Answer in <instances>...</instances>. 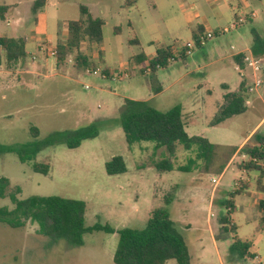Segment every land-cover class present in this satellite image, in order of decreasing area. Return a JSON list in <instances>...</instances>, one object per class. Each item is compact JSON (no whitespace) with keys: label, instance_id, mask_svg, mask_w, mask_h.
Masks as SVG:
<instances>
[{"label":"rangeland","instance_id":"374dc122","mask_svg":"<svg viewBox=\"0 0 264 264\" xmlns=\"http://www.w3.org/2000/svg\"><path fill=\"white\" fill-rule=\"evenodd\" d=\"M35 1L0 0V7H9L0 18V36L18 35V25L25 29L30 25L33 35H43L26 48L22 59L13 63L0 49V146H29L23 156L27 157L36 143L49 138L57 143L49 141L52 144L44 146L31 160L22 161L18 152L0 156V178L10 180L9 192L19 187L17 197L22 200L60 196L84 201L86 227L100 224L117 230L143 229L154 210L167 209L195 264H219L220 256L225 264H264V232L255 230L260 212L254 210L248 215V196L235 197L231 218L238 227L237 235L243 241H253L255 252L260 249L261 263L258 257L230 256L234 235L223 233L219 222L225 213L220 204L230 198L231 192L247 183L249 195L254 194L256 172H244L243 165L249 158L237 148L247 138V145L255 144V134L264 135V83L255 93L247 94L249 104L243 114L215 125L223 95L228 90L237 91L243 81L230 55L251 48L254 32L264 40V0H248V11L257 16L238 29L146 75L137 73L129 62L141 52L155 53L149 41L163 45L193 42L195 14L212 21L214 9L221 6L222 20L211 23L202 34L213 32L237 19L234 10L237 12L240 1L229 0L223 7L221 2L211 4L214 0H176L155 10L150 0H143L133 14L113 6L100 14L97 0H42L45 5L33 15ZM80 6L105 22L100 43L81 45V53L89 60L83 67L75 63V50L63 61L50 56L57 46L56 26L82 20ZM133 37L140 46L129 45ZM61 39L66 42L67 35ZM231 46L235 49L231 50ZM260 57L264 58V54ZM97 67L108 68L111 77L87 72ZM245 74L249 86L253 80L248 70ZM127 99L145 101L161 112L182 106L189 136L204 137L216 146L209 159L202 157L197 147L186 150L180 144L174 156L150 142L128 145L121 127ZM92 124L99 131L97 138L85 140L73 149L63 143L68 132ZM33 127L39 131L37 138L32 135ZM115 156L123 157L127 171L108 175L105 164ZM162 160H169L174 169L159 171L156 165ZM35 164L48 166V173L34 171ZM213 178H218L217 185ZM166 199L171 203L166 204ZM0 207L12 210L15 206L7 196L0 198ZM252 214L256 220L246 222ZM117 244V234L94 231L83 236L82 246L75 247L65 239L40 234L38 224L32 221L21 228L0 222V264H115Z\"/></svg>","mask_w":264,"mask_h":264},{"label":"trees","instance_id":"16d2710c","mask_svg":"<svg viewBox=\"0 0 264 264\" xmlns=\"http://www.w3.org/2000/svg\"><path fill=\"white\" fill-rule=\"evenodd\" d=\"M134 3L133 0L127 1ZM45 4L42 0H36L33 4V11L36 12ZM153 6V0H151ZM7 12L6 7H0V18ZM80 12L83 19L79 21H69L58 26V40L56 46V58L63 61L67 54L76 51L75 63L79 67L86 66L88 59L81 53V45L85 42L100 43L103 38V28L105 22L100 18H93L85 6H80ZM67 33V41L63 42L62 34ZM198 35H194L193 40L198 42L199 35L203 33L198 30ZM254 34L251 52L255 56L264 54V40L257 34ZM131 46H140L136 37L129 41ZM156 48L154 57L149 58L144 52L134 55L130 58L132 67L136 68L139 74L146 75L154 73L159 67H165L168 60L177 57L183 59L187 56L186 49L176 51L175 45H163L153 43ZM25 43L22 40L14 38H1L0 47L5 51L6 60L10 63L22 59L25 55ZM102 58V55L100 56ZM234 61L241 68H244L243 55H237ZM103 72L108 78L111 77L108 68ZM246 82L242 81L239 89L235 92H228L223 95V105L221 111L215 119V125L220 124L226 119L243 114L246 110ZM121 127L125 135L126 142L132 146L141 142L154 143L156 147H164L170 156H174L177 145H182L186 150L197 147L199 154L206 159L215 149V145L208 139L201 136H189L184 122L183 108L177 105L166 112L158 111L148 105L145 101L125 100L121 113ZM32 135L39 137L37 128H31ZM99 136L96 125L68 132L63 143L68 148H77L81 143L88 139H94ZM253 139L256 143L253 145H244L242 153L249 158L248 163L244 164V170L247 172H256V191L264 193L262 179L264 178V135L255 134ZM49 141L44 140L39 144H34L33 151L29 152L27 157H23L29 146L20 149L1 147L0 156L10 152H18L22 155V161L26 158L31 160L35 157ZM54 143H57L54 141ZM52 144V143H50ZM49 144V145H50ZM32 148V147H31ZM257 159L258 162H254ZM159 171H172L173 165L169 160H162L156 165ZM34 171L48 173L49 167L42 164H35ZM108 175L123 174L127 171L125 161L122 156H115L105 164ZM181 171L186 172L185 168ZM11 183L6 177L0 178V198H10L15 206L12 210L7 207H0V222L12 228L24 227L27 221L37 223L39 233L54 239H65L71 245L80 247L83 245V236L94 231H102L107 234H117L118 244L114 252L113 261L115 264H166L175 260L177 264H190V256L186 246L185 239L179 233L174 221L171 219L167 209H156L151 214L143 229L123 228L115 229L110 225L96 224L92 227L85 226V214L87 210L86 203L81 200L69 199L60 196H32L27 199H19L17 194L21 189L16 188L15 192H9ZM250 185L241 184L239 188L229 194V199L221 202L224 208L219 219L223 233H232L234 235L233 243L230 247V256L254 258L255 254L253 241L241 240L237 235V226L233 224L231 214L234 211L235 203L233 199L244 194ZM256 209L260 212L258 218L257 232L264 231V199H258ZM166 204L171 200L166 199Z\"/></svg>","mask_w":264,"mask_h":264},{"label":"crops","instance_id":"0c3cea01","mask_svg":"<svg viewBox=\"0 0 264 264\" xmlns=\"http://www.w3.org/2000/svg\"><path fill=\"white\" fill-rule=\"evenodd\" d=\"M127 1H130V0H97L96 2V10H98L99 11V13L100 14H104V12L106 11V10H108V8L110 7V6H113V8L114 9H117V10H123V11H129V12H131V14H133L134 12H135V10L137 11V9H138V6H139V3L140 2H142L143 0H133L134 1V3H129L128 5H127ZM172 1H176V0H153V3H154V5L152 6V8H154L155 10H157V9H159L160 8V5H162L163 6V8H165V7H168V6H170L171 4V2ZM209 0H204V2H208ZM211 1V0H210ZM209 1V2H210ZM228 1L229 0H214V1H212L211 2V4L213 3V5H215L216 3H219V2H221V4H222V6L223 7H226L227 5H228ZM231 1V0H230ZM240 2L237 4V12L234 10V17H235V19L236 18H239L240 16H246V21H248V19H253V18H255V17H252V16H250V13L251 12H249L248 11V9H249V7H250V5L248 4V0H239ZM150 2H151V0H150ZM214 2H216V3H214ZM45 5V4H44ZM43 5V6H44ZM213 5H211V7H213ZM42 6V7H43ZM222 7V8H223ZM7 8V12L4 14V15H6L7 13H8V11H9V7H6ZM221 6H218V8H215L214 9V12H213V17H212V21L209 19V18H207L205 15H197V14H195V17L194 18H196L195 19V25H196V31H195V33L193 34V38H194V35H198L199 33H198V30L199 29H201L203 32H205L206 30H207V28L210 26V24L211 23H216V22H218V21H221L222 20V18H223V16H222V13H220L221 11ZM32 13H33V15H36L39 11H40V9H38L36 12H34L33 11V6H32ZM184 11V9H183V7H181V12H183ZM247 12H249V13H247ZM256 13V12H255ZM256 16H257V14H256ZM94 18H97V17H94ZM34 20H35V24L37 25V28H36V30H39V27H38V20H37V18L35 17L34 18ZM129 25H131V22H129ZM29 26L30 25H27V27L29 28ZM28 28H23V25H18V28L16 29V32L18 33V35H11L10 37H7V36H0L1 38H14V39H17V40H22L24 43H25V52H26V48L27 47H29L30 45H33L34 43H36V40L38 39V38H41V36H43L41 33H38L37 35H33V32H34V30L32 31V30H30V29H28ZM217 29H219V28H221V27H216ZM25 29V30H24ZM23 30V31H22ZM62 35H67V33L66 32H64ZM200 36V35H199ZM53 38L52 36H50V35H48L47 36V38ZM55 43H57V40H58V38H59V36H58V26H56V35H55ZM158 43V41H156V40H152V41H149V44L150 45H152L153 43ZM155 46V45H154ZM233 47V48H232ZM0 49H2L3 50V48L2 47H0ZM235 49V47L234 46H231V50H234ZM238 52H242V53H249V52H251V48H247V49H244V50H238V51H236V52H234V53H232L231 55H230V58L232 59V61L234 62V64H235V66H236V71H237V66H239V65H237L236 63H235V61H234V58L237 56L236 54L238 53ZM145 53V52H144ZM100 55H102L101 53H99ZM155 54H156V48H155V53L154 54H150V55H147L149 58H152V57H154L155 56ZM134 56V55H133ZM130 63V62H129ZM131 64V63H130ZM129 64V65H130ZM128 65V66H129ZM238 72V71H237ZM227 86V85H226ZM228 87V86H227ZM229 88V87H228ZM228 92H229V90H228ZM264 120V119H263ZM262 122V121H261ZM247 140H248V138L244 141V143L240 146V147H238L237 148V150H241V148L244 146V145H246V142H247ZM244 172H246V171H244ZM256 175H257V177H258V173H256ZM262 184H263V186H264V178L262 179ZM255 186H256V184H255ZM249 189H250V187H249ZM247 190L246 192L248 193L250 190ZM244 193V194H242V196L243 195H246V196H248L247 197V200H246V202H245V204H246V207L249 209L248 210V215H250L251 214V211H254V210H257L256 209V204H257V200L255 199V198H258V199H264V193L263 192H258V191H256V187H255V189H254V194H252V196L251 195H249V193L247 194V193ZM239 196H241V195H238V196H236V197H239ZM233 201H234V203H235V198L233 199ZM212 215V214H211ZM260 216V215H259ZM259 218V217H258ZM255 218L253 217V214H252V217H249V219L247 218V221L246 222H249L250 220H252V221H255L254 220ZM257 221H258V219H257ZM257 225H258V223H257ZM257 225H256V228H255V230H256V232H257ZM237 229H238V227H237ZM264 231H262L261 233H263ZM257 233H260V232H257ZM239 237V236H238ZM240 238V237H239ZM241 239V238H240ZM242 240V239H241ZM255 250H256V247H255V245H254V249L252 250V252L255 254V257H258V259H259V262L261 263V260H262V258L263 257H261V256H258V254H260L261 253V251H260V249H259V251H258V253L257 252H255ZM189 254H190V251H189ZM264 256V255H263ZM254 257V258H255ZM195 264L194 262H192V259L190 258V264ZM167 264V263H166ZM198 264V263H197ZM202 264H208V263H202ZM219 264H225V262H224V259H223V257H219Z\"/></svg>","mask_w":264,"mask_h":264},{"label":"built area","instance_id":"2783aa9c","mask_svg":"<svg viewBox=\"0 0 264 264\" xmlns=\"http://www.w3.org/2000/svg\"><path fill=\"white\" fill-rule=\"evenodd\" d=\"M250 16L256 17L255 12H251ZM246 21V16H240L237 18L233 23H231L229 26L220 28L216 31H208L207 33L201 34L198 38V42L194 41L189 42L187 44H180L177 43L175 45L176 51L186 49V54L189 55L191 53V50L193 48H202L204 47L207 42L215 37L226 35L227 33H230L238 27L243 24ZM233 48V47H232ZM236 55H243V63L244 68H241L240 66H237V71L239 72L240 77L243 78V81L246 82V74L245 71L248 70L250 73V76L252 78V84L249 86H246L247 94H253L255 93L259 88L262 87L264 83V58L260 56L253 55L252 52L249 53H242L238 52ZM50 56L56 57L57 52L56 50L50 51ZM174 59L171 58L168 60V62H172ZM160 68V67H159ZM88 73H101L104 78H108L107 75L103 72V69L101 67L87 69ZM150 72V71H149ZM115 79V78H113ZM245 104H249V100L246 99ZM254 162H258L257 159H253ZM218 178H213L212 182L217 185L218 184Z\"/></svg>","mask_w":264,"mask_h":264}]
</instances>
